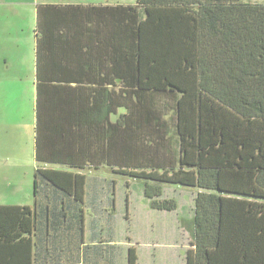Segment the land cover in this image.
Instances as JSON below:
<instances>
[{
	"label": "trees",
	"instance_id": "obj_1",
	"mask_svg": "<svg viewBox=\"0 0 264 264\" xmlns=\"http://www.w3.org/2000/svg\"><path fill=\"white\" fill-rule=\"evenodd\" d=\"M135 5L140 19L116 15L135 41L136 89L118 100L143 114H119L101 152L121 177L98 171L105 157L35 168L32 204H0V264H264V2ZM157 105L173 110L177 161L164 128L136 126Z\"/></svg>",
	"mask_w": 264,
	"mask_h": 264
},
{
	"label": "crops",
	"instance_id": "obj_2",
	"mask_svg": "<svg viewBox=\"0 0 264 264\" xmlns=\"http://www.w3.org/2000/svg\"><path fill=\"white\" fill-rule=\"evenodd\" d=\"M63 1L39 0L35 7L38 22L34 29L31 84H43L44 88L37 92L35 87V104L29 123L33 120L35 160L47 168L68 170L69 163H101L100 97L108 98V101L113 97L108 117L104 120L110 122L104 132L110 136L109 118L115 113L116 96V89L111 88L117 83H133L127 77L129 69L126 71L125 64L104 60V53H117L115 26L116 6L119 4L87 5L79 2L67 5ZM42 22L43 28H39ZM40 54L43 55L41 59ZM55 54L70 56L62 60ZM91 88L99 91L95 96L99 108L89 112L85 90ZM115 122L114 114L112 124ZM38 153L39 159L36 157ZM44 156L50 160H44ZM103 157L102 163L107 164V157ZM81 173L92 174V171L85 169Z\"/></svg>",
	"mask_w": 264,
	"mask_h": 264
},
{
	"label": "rangeland",
	"instance_id": "obj_3",
	"mask_svg": "<svg viewBox=\"0 0 264 264\" xmlns=\"http://www.w3.org/2000/svg\"><path fill=\"white\" fill-rule=\"evenodd\" d=\"M39 0H0V204H18V205H31V177L34 167H40L41 170H47V166L37 162L34 158V125L33 120L29 123L32 116V108L35 104V87L38 89L44 88L43 84H36L33 86L32 76L30 73L31 65L34 60V29L38 20L35 18V7ZM60 1V0H59ZM67 5L79 4H119L117 12L120 8L125 9V15L133 14V16L139 19L143 16L142 9L135 5V0H65ZM63 1V2H65ZM253 2H264V0H251ZM66 5H64L65 7ZM73 6V5H72ZM131 6V8L129 7ZM63 7V8H64ZM134 10V11H133ZM135 12V13H133ZM131 17V16H130ZM130 17H126L125 21H129ZM123 24L118 20L117 25ZM39 28H41L39 26ZM38 29V28H37ZM117 53H104V60L111 59L115 61L117 65L135 64V41L134 45L129 43L131 36L126 33H118ZM125 38V41H122ZM125 42V43H123ZM56 58L64 59V57L70 56L69 54H55ZM43 55L40 54V59ZM134 74V73H133ZM131 74L127 73V77L133 81ZM135 76V75H134ZM121 77H125L122 76ZM38 86V88H37ZM103 88V87H102ZM116 89L115 101L122 97L124 99L130 98L128 91H134L136 88L134 84L117 83L113 86ZM150 92V90H145ZM99 91L97 89H86L85 96H88L89 101H86L88 107L87 111L91 112L99 108V101L95 99L96 94ZM132 97L135 98L134 94ZM100 109L101 116V129L104 137L101 141L102 148H105L108 144V133H104L108 128L110 122L105 121L108 117L109 106L111 101H108L103 96L100 97ZM123 100H118L122 105L120 108L115 109V116L118 119L119 114L127 113L130 108L132 113L142 115V112L138 113L141 108L140 103L142 101L129 100V104ZM171 102L167 104L170 105ZM112 105V103H111ZM167 109V107H166ZM161 106H153L148 112H155L151 118H144L136 126H141V131L146 133L145 138L152 140L151 130L154 129L156 134L158 130L163 128L166 131V137L160 139H169L173 144V152L178 159L179 147H178V135L174 132V126L172 121L173 110L170 112H163L166 110ZM142 111V110H141ZM112 114V113H111ZM114 114L110 116L111 125L114 121ZM146 114V112H145ZM140 117L136 120L138 121ZM156 119L159 124L154 123ZM136 121V122H137ZM156 140L150 141L149 144L156 143ZM108 148V147H106ZM108 151V150H106ZM81 153H84L80 150ZM82 157V156H81ZM100 157L103 158L101 155ZM146 159V158H144ZM100 167L98 171L108 176H121L115 170L121 169L120 166L111 168L110 166ZM92 169V168H90ZM128 169V168H127ZM111 170H114L113 172ZM138 170V169H137ZM88 176L91 177V174Z\"/></svg>",
	"mask_w": 264,
	"mask_h": 264
}]
</instances>
